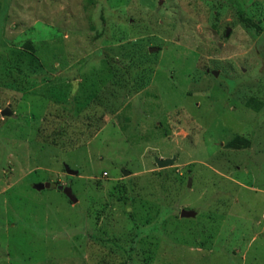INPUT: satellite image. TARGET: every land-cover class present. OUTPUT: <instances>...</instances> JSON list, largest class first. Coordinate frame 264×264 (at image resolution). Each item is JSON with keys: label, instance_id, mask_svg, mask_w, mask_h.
<instances>
[{"label": "rangeland", "instance_id": "1", "mask_svg": "<svg viewBox=\"0 0 264 264\" xmlns=\"http://www.w3.org/2000/svg\"><path fill=\"white\" fill-rule=\"evenodd\" d=\"M127 263L264 264V0H0V264Z\"/></svg>", "mask_w": 264, "mask_h": 264}, {"label": "water", "instance_id": "2", "mask_svg": "<svg viewBox=\"0 0 264 264\" xmlns=\"http://www.w3.org/2000/svg\"><path fill=\"white\" fill-rule=\"evenodd\" d=\"M230 31H231L230 29L227 31V36L229 35ZM156 50H157V48H151L150 52H155ZM212 74L214 76H218L219 72L218 71H212ZM1 115L4 117H9L12 115V111L10 108H6L5 110L2 111ZM155 160H156V163L160 169H165V168L172 165V163L175 161V158L174 159L156 158ZM65 169H66L67 174L70 176H75V175L79 174V171L72 170L68 165L65 166ZM124 175L127 177L130 175V172H127L126 170H124ZM188 186L189 187L191 186V180H189ZM35 188L39 191H42L45 189H50V188H55V189H58L59 191L63 192L70 199V201L72 203L75 204L78 202V198L75 196V194L73 192V188L71 186L55 185V184L53 185L51 183H46V184H37L35 186ZM197 214L198 213L194 210L183 209L181 212L182 218H188V219L189 218H195L197 216Z\"/></svg>", "mask_w": 264, "mask_h": 264}, {"label": "trees", "instance_id": "3", "mask_svg": "<svg viewBox=\"0 0 264 264\" xmlns=\"http://www.w3.org/2000/svg\"><path fill=\"white\" fill-rule=\"evenodd\" d=\"M92 1H94V0H89V2H92ZM242 13H243V11H242ZM243 20L244 21H246L248 24L249 23H252L253 22V20L252 19H245V18H243ZM26 46H27V48L28 49H31V50H33V46L31 45V42H28L27 44H26ZM34 61V60H33ZM250 108H253V109H255V111H257V112H259L260 110H261V107H262V102H260L259 100H257L256 98H252L251 100H249V102H248V104H247ZM56 138V137H55ZM236 144H240V146H241V144H244V145H248V142H246L245 140H239V141H237L236 142ZM239 146V145H238ZM161 172H164V173H166V169H162V170H160V175H161V179H163L164 180V182L166 181H168V179H169V177H168V175H166V174H163V173H161ZM129 186V185H128ZM130 186H131V184H130ZM122 187H124V189H125V191H123L124 192V195L123 196H120V197H118V199H119V201L120 202H123L124 203V205L125 206H127L130 202H131V204H133V201H134V199L133 198H130V196H128V194H127V188H126V186H122ZM165 188H166V186H165ZM130 189H133L132 188V186L130 187ZM159 200H162V198L161 197H159ZM160 202H162V201H160ZM163 203V202H162ZM133 219V222H134V224H136V221H135V218H134V216L132 217ZM148 224H151V220H150V222L148 221ZM156 229V228H155ZM117 246V248L119 249V250H122V251H124V252H128V250H127V246H125V244H117L116 245ZM132 247H134V246H132ZM128 264V263H127Z\"/></svg>", "mask_w": 264, "mask_h": 264}, {"label": "flooded vegetation", "instance_id": "4", "mask_svg": "<svg viewBox=\"0 0 264 264\" xmlns=\"http://www.w3.org/2000/svg\"><path fill=\"white\" fill-rule=\"evenodd\" d=\"M67 186H70L69 182L67 183Z\"/></svg>", "mask_w": 264, "mask_h": 264}, {"label": "built area", "instance_id": "5", "mask_svg": "<svg viewBox=\"0 0 264 264\" xmlns=\"http://www.w3.org/2000/svg\"><path fill=\"white\" fill-rule=\"evenodd\" d=\"M106 175V174H105Z\"/></svg>", "mask_w": 264, "mask_h": 264}, {"label": "clouds", "instance_id": "6", "mask_svg": "<svg viewBox=\"0 0 264 264\" xmlns=\"http://www.w3.org/2000/svg\"><path fill=\"white\" fill-rule=\"evenodd\" d=\"M72 187V186H71Z\"/></svg>", "mask_w": 264, "mask_h": 264}]
</instances>
